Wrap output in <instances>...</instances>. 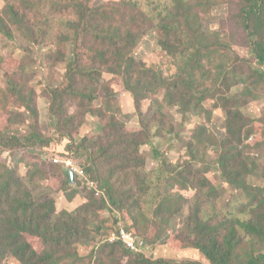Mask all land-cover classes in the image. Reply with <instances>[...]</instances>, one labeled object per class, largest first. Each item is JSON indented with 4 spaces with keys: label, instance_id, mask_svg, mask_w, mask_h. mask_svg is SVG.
I'll return each instance as SVG.
<instances>
[{
    "label": "trees",
    "instance_id": "trees-1",
    "mask_svg": "<svg viewBox=\"0 0 264 264\" xmlns=\"http://www.w3.org/2000/svg\"><path fill=\"white\" fill-rule=\"evenodd\" d=\"M2 1L0 34L10 40L15 39L16 33L24 32L34 45L46 41L58 45L70 41L79 44L89 36L93 37L94 44L83 54L74 56L67 70L69 85L52 89L48 94L51 116L58 123L66 118L61 130L66 131L67 152L83 160L81 167L77 165L84 171L83 178L61 164H54L63 169L66 178L60 191L72 200L82 194V189L84 203L74 211H59L51 195L35 196L38 182L48 178L43 170L33 167L34 164L25 177H20L17 167L0 165V264L7 259L19 264H85L86 258L80 256L79 248L97 241L107 222L103 215L111 208L122 211L117 219V224L125 227L121 229L139 236L134 212L141 211L142 206L140 199L134 198H137L136 193L146 195L150 191L146 160L141 153L142 147L149 143V134L142 127H128L116 112L111 114L112 107L119 110L118 105H113L106 111L98 110L106 121L103 133L96 139L79 141L73 138L74 121L65 104L76 98L92 103L99 90L106 93L101 99L112 100L117 91L102 80L103 75L108 74L121 78L124 90L133 97L138 110L142 101L163 95L164 108L177 107L185 114L199 115L204 113V102L216 95L208 81L214 78L215 83L222 81L221 87L227 89V96L241 87L244 95L240 98L246 102V96H253L251 86L260 74L257 71L239 74V64L234 69L229 63L222 68L213 66L215 60L227 61L228 47L220 33L211 32L204 25L192 0L151 1L148 3L150 11L132 2L117 4L110 11L109 5L92 7L82 0ZM48 3L61 17L57 16L50 23L47 17L43 21L36 20L43 17L41 10ZM238 6L250 49L256 61L264 64V0H238ZM127 14L130 22L119 26L117 17L126 18ZM66 33L67 36L62 35ZM151 35L164 55L175 63V74H166L164 69L140 62L133 56L140 42ZM83 57L87 66L83 65ZM78 67H84V72H77ZM216 70L220 74L215 73ZM78 75L90 80L87 87H91L92 92L85 93L86 87L76 78ZM23 90L16 91L14 96L21 100ZM217 93L222 94L223 89L219 88ZM25 97L32 99L33 92L28 91ZM235 101L240 102L238 98ZM24 106L35 113V107L29 102ZM224 112V139L220 140L208 126H200L188 143L191 160L185 166L173 165L159 147H153L160 172L168 175L163 190L181 186L198 193L177 235L170 236V227L181 208L175 211V205L168 204V199L164 200L162 195L154 208L157 235L148 233L147 238L140 239L151 238L152 243L163 244L168 248L167 255L156 260L147 258L142 253L131 252L121 241L110 242L105 235L108 242L95 244L94 256L88 264H264V187L248 182L250 177L264 179V163L260 156L246 153L251 147L246 144L249 131L243 112L228 106L224 107ZM166 120L162 115L161 121ZM259 121L264 123V119ZM161 126L163 130L162 123ZM9 127L6 120H0V131ZM167 134L161 132L163 138ZM30 139L39 140L35 135ZM2 141L0 144L4 146L11 141L21 145L17 138ZM197 143L199 147L194 149ZM209 147L217 149L215 163L224 178L242 187V196L231 202L227 211L218 208L220 194L206 175L213 166ZM255 147L264 149V138L258 140ZM60 158L69 156L63 152ZM195 161L203 166L204 172L195 169ZM53 185L59 188L57 180ZM180 198L183 205L187 203L184 197ZM205 204L212 210L210 215L203 210ZM124 209L130 214L123 212ZM121 229L112 232V236L118 235ZM34 242L38 243V248ZM187 250L198 251V260L184 259Z\"/></svg>",
    "mask_w": 264,
    "mask_h": 264
},
{
    "label": "rangeland",
    "instance_id": "rangeland-1",
    "mask_svg": "<svg viewBox=\"0 0 264 264\" xmlns=\"http://www.w3.org/2000/svg\"><path fill=\"white\" fill-rule=\"evenodd\" d=\"M82 1L92 7L109 5L111 7L110 11L117 4L132 2L138 4L143 10L150 11L148 3L158 0ZM191 3L196 6L195 10L199 12L204 25L211 32L220 33L226 44L225 46L228 47L226 50L229 57L225 58L227 61L215 60L213 66L222 68L229 63L233 64L234 69L239 64V74L257 71L261 75L255 77L251 86L253 96H246V102L240 98L244 95L241 87L234 89L228 95L230 96V99H228L227 89L221 87L222 81L215 83L214 78L208 81V85L216 91V95L204 102V113L194 115L188 112L185 114L177 107L172 109L169 107L164 108L161 103L163 95L157 96L155 100L146 99L142 101L140 110H138L133 97L124 90L121 78L105 74L102 77L105 85L109 88L111 87L114 92L115 90L117 91V94L113 95L112 100L101 99L100 97L105 96L106 93L99 90L95 94L96 100L92 103L76 98V100L65 104L68 115L72 116V121H74L73 138H77L79 141L82 138L93 140L103 133L106 121L99 116V113L100 111H106L107 107L113 105H118L119 110L116 111L112 107L109 110L111 114L116 112V115L128 127L134 129L142 127L149 134V143L142 147L141 153L146 160V171L149 173L147 186H150V191L146 195L136 193L137 195L135 196L137 198H134V200L140 199L142 206L141 211L137 209L134 212V216L138 219L136 226L139 238H147L149 236L148 233L157 235L154 225L156 223L154 208L159 205L161 195L164 196V200L168 199V204L175 205V211L181 208V213L177 218L175 217L176 219L173 221L172 227H170V236L178 234L180 228L187 221L195 203L194 201L198 197L196 190L185 189L181 186L169 188L167 191L163 190L164 186H166L168 175L161 173L159 170V163L154 157V146L159 147L161 154L167 157L173 165L185 166L191 160L188 143L200 126H208L210 131L220 140L224 139L226 136L224 107L228 106V108L240 110L247 118L249 138L246 144L251 148L247 149L246 153L260 156L262 158L261 162L264 163V149L260 150V148L255 147L257 141L264 138V123L259 121L264 119V64L256 61L250 49V43L244 33L242 19L240 18L238 0H192ZM43 6L41 10L44 13L43 17H39L36 20L43 21L47 17L50 23L56 20L57 16L61 17L50 3ZM3 7L4 2L0 0V10ZM128 15L126 18L123 15L117 17L119 26H127V22H130ZM125 32L124 30L123 33L125 34ZM62 35L67 36L68 33ZM14 36L15 39L10 40L0 34V120H6L10 126L4 131H0V143H3L2 139L17 138L21 145L17 146L13 141L7 146L0 144V165L15 166L17 167L18 175L25 177L27 171L35 164L33 167L43 170L44 174L48 176L47 179L44 178L45 180L38 182L34 188L35 196L41 198L49 194L55 200L57 210L74 211L84 203L85 193L81 189L82 194L75 195L71 200L61 192V187L66 182V178L64 177L63 169L58 165H54L55 163L52 160L57 156L60 158L63 152H66L69 158L79 167L82 166L83 160L76 159V155L67 152L68 142L64 138L66 131L62 133L61 130L66 125V118L62 119L61 123L54 120L50 114L51 99L48 94L52 89L69 85L66 79L68 67L73 63L75 57L83 54L88 48L93 46V37L89 36L90 38L80 41L79 44L70 41L69 43L58 45L56 42L46 41L34 45L29 43L27 33L18 32ZM55 36L57 37V35ZM133 56L140 62L164 69L166 74L171 75L177 72L175 63L164 55L157 43H155L153 35L140 42ZM86 62V58L83 57L84 66H87ZM77 72H84V67H78ZM77 72L75 70L74 74ZM215 73L220 74L219 70H216ZM81 75L76 78L83 81L86 87L84 89L85 93L92 92L91 90L93 89L87 87L90 80L81 77ZM219 88L223 89V93L217 95ZM21 89H24L23 97L19 100L14 94ZM28 91L33 92L32 99L25 97ZM236 98L240 102L236 103ZM25 102H29L35 107L34 114L33 111L31 113L26 110ZM162 115L167 118L166 121H161ZM161 123L163 124V130ZM68 126L65 127V130L68 129ZM161 132L168 134L163 138ZM31 135H35L39 140L30 139ZM197 147H199L198 143L194 145V149H197ZM208 152L213 166L206 175L220 194L217 202L218 208L227 211L229 204L242 196V187L235 186L224 178L215 163L217 160V149L209 147ZM193 166L195 169L204 172L203 166L197 161L194 162ZM52 179L59 182L58 189L53 185L54 180ZM248 182L254 186L264 187L263 178L250 177ZM180 196L184 197L187 203L183 205L180 202L182 200ZM124 210L123 212L130 214L128 209ZM203 210L207 215L212 213L209 205H203ZM120 213L122 211H118L116 208H111V211L105 212L103 216L107 222L104 225L105 229L98 234L97 241L86 246H80L79 254L81 257L86 258L85 264L92 260L94 256L92 252L96 243L108 242V239L112 237V232L114 233L118 228L125 229L124 225L117 224ZM97 225L95 224V226ZM105 235H107L108 239ZM152 242L153 239L151 238L145 241L146 246L142 252L145 257L156 260L167 255V247L163 244ZM34 246L38 248V243L34 242ZM186 252L184 253L186 257L182 255L184 259L198 260V251L187 250ZM4 264L19 263L12 259H7Z\"/></svg>",
    "mask_w": 264,
    "mask_h": 264
},
{
    "label": "built area",
    "instance_id": "built-area-1",
    "mask_svg": "<svg viewBox=\"0 0 264 264\" xmlns=\"http://www.w3.org/2000/svg\"><path fill=\"white\" fill-rule=\"evenodd\" d=\"M52 161L55 164L63 165L66 170L77 173L82 178L84 177V171L81 170L71 158L62 159L59 157H55V159H53ZM109 241H121L131 252L134 253H142L145 248V243L143 240L124 229H121L118 235L112 236Z\"/></svg>",
    "mask_w": 264,
    "mask_h": 264
},
{
    "label": "water",
    "instance_id": "water-1",
    "mask_svg": "<svg viewBox=\"0 0 264 264\" xmlns=\"http://www.w3.org/2000/svg\"><path fill=\"white\" fill-rule=\"evenodd\" d=\"M71 176H72V177H74V175H73V174H71Z\"/></svg>",
    "mask_w": 264,
    "mask_h": 264
}]
</instances>
